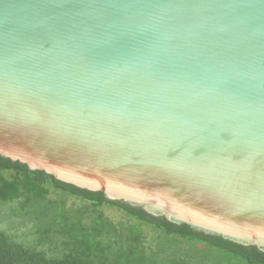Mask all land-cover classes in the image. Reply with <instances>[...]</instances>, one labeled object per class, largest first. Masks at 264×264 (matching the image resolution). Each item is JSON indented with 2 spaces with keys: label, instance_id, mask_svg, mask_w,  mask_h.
<instances>
[{
  "label": "water",
  "instance_id": "obj_1",
  "mask_svg": "<svg viewBox=\"0 0 264 264\" xmlns=\"http://www.w3.org/2000/svg\"><path fill=\"white\" fill-rule=\"evenodd\" d=\"M0 156L264 247V0H0Z\"/></svg>",
  "mask_w": 264,
  "mask_h": 264
},
{
  "label": "trees",
  "instance_id": "obj_2",
  "mask_svg": "<svg viewBox=\"0 0 264 264\" xmlns=\"http://www.w3.org/2000/svg\"><path fill=\"white\" fill-rule=\"evenodd\" d=\"M0 205L28 226L25 239L0 230V264H264V247L196 232L1 156ZM104 206L125 221L111 222Z\"/></svg>",
  "mask_w": 264,
  "mask_h": 264
},
{
  "label": "rangeland",
  "instance_id": "obj_3",
  "mask_svg": "<svg viewBox=\"0 0 264 264\" xmlns=\"http://www.w3.org/2000/svg\"><path fill=\"white\" fill-rule=\"evenodd\" d=\"M50 192L52 190L50 189ZM54 198V196L50 195L49 197ZM120 203H123L122 201H117ZM69 205L77 206L78 202L76 199H69L68 201ZM126 204V203H123ZM127 205V204H126ZM12 205H0V230L6 231L10 234H16L20 239H25L24 235L27 233L28 226L23 225L21 227H18V221L17 219L11 215V209ZM101 212L104 214V216L109 219L113 223H119L122 221H125V215L122 214L121 211H118L116 209L108 208L107 206L101 207ZM149 234V230L147 231ZM151 235V234H150ZM199 248H202L201 246Z\"/></svg>",
  "mask_w": 264,
  "mask_h": 264
}]
</instances>
